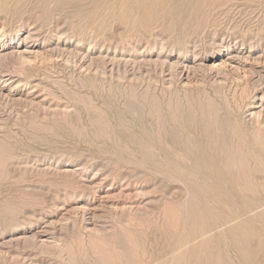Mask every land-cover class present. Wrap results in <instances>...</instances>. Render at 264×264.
<instances>
[{
    "label": "rangeland",
    "instance_id": "rangeland-1",
    "mask_svg": "<svg viewBox=\"0 0 264 264\" xmlns=\"http://www.w3.org/2000/svg\"><path fill=\"white\" fill-rule=\"evenodd\" d=\"M18 1L0 0V50L32 31L0 58V264H264V0ZM173 93L194 115L190 141L154 114ZM169 127L164 145L188 159L172 153L161 173L139 151Z\"/></svg>",
    "mask_w": 264,
    "mask_h": 264
},
{
    "label": "bare ground",
    "instance_id": "bare-ground-1",
    "mask_svg": "<svg viewBox=\"0 0 264 264\" xmlns=\"http://www.w3.org/2000/svg\"><path fill=\"white\" fill-rule=\"evenodd\" d=\"M20 1V0H19ZM18 1V2H19ZM162 1V0H161ZM197 1V0H196ZM206 1V0H205ZM214 1V0H213ZM218 1V0H217ZM219 1H221V0H219ZM153 2V1H152ZM163 2V1H162ZM212 2V0L210 1V3ZM214 2H216V1H214ZM5 3H6V1H5ZM4 3V4H5ZM8 3V2H7ZM154 3V2H153ZM169 3H170V1H169ZM203 3V2H202ZM219 4H222L221 2H218ZM40 4V3H39ZM57 4V3H56ZM123 4V3H122ZM121 4V6L123 7V5ZM204 4V3H203ZM201 5L200 6V9H202L203 7H204V5ZM213 4V3H212ZM215 4V3H214ZM5 5H8V4H5ZM17 5V4H16ZM52 5V4H51ZM223 5V4H222ZM2 5H0V7H1ZM140 5L139 4H137V7H139ZM203 6V7H202ZM220 6V5H219ZM51 7V6H50ZM55 7V6H54ZM125 7V6H124ZM145 7V6H144ZM148 7H150V5L148 6ZM157 7V6H156ZM170 7H171V5H170ZM210 7V6H209ZM221 7V6H220ZM8 8V7H7ZM56 8V7H55ZM117 8V7H116ZM126 8V7H125ZM166 8V7H165ZM164 8V9H165ZM215 8V7H214ZM121 9V8H120ZM123 9V8H122ZM146 9V8H145ZM188 9V8H187ZM206 9V8H205ZM204 8H203V11L205 10ZM49 10V9H48ZM51 10V9H50ZM98 10V9H97ZM107 10V9H106ZM116 10V9H115ZM148 10H149V8H148ZM210 10V9H209ZM2 11V10H1ZM0 11V12H1ZM147 11V10H146ZM157 11V10H156ZM155 11V12H156ZM206 11H208V9H206ZM8 12V11H7ZM159 12V11H158ZM163 12V11H162ZM201 12H202V10H201ZM200 12V13H201ZM123 13H126V11L124 12V9H123ZM206 13H208V12H205V13H202V15L203 14H205L206 15ZM157 14V13H156ZM156 14H154V15H156ZM211 14V13H210ZM15 15V14H14ZM50 15V14H49ZM128 15V14H127ZM160 15V14H159ZM11 16V15H10ZM56 16V15H55ZM135 16H136V14H135ZM148 16H149V14H148ZM156 16H158V14L156 15ZM156 16H154V18L156 17ZM208 16V15H207ZM206 16V17H207ZM21 17V16H20ZM125 17V19H127L126 18V15L124 16ZM123 17V18H124ZM129 17V16H128ZM134 17V16H133ZM137 17H140V16H137ZM202 17L204 18L205 16H201V19H202ZM122 18V17H121ZM200 18V17H199ZM1 19V18H0ZM8 19V18H7ZM20 19V18H19ZM22 19V18H21ZM26 19V18H25ZM151 19V18H150ZM198 19V18H197ZM124 20V19H123ZM122 20V21H123ZM139 20H140V18H139ZM144 20V19H143ZM142 20V21H143ZM156 20V19H155ZM205 20H206V18H205ZM24 21V20H23ZM27 21H29V20H27ZM121 21V20H120ZM132 22H133V19L131 20ZM200 20H198L197 22H199ZM32 22V21H31ZM39 22V21H38ZM132 22H130V23H132ZM138 21L136 20V23H137ZM144 22V21H143ZM143 22H140V24H142ZM3 23V22H2ZM9 23V22H8ZM120 23V22H119ZM126 23H128V22H126ZM134 23V22H133ZM146 23L147 22H145V24L144 25H146ZM158 23V22H157ZM7 24V23H6ZM18 24V23H17ZM20 24V23H19ZM122 24H124V23H122ZM139 24V23H138ZM142 24V25H143ZM151 24V23H150ZM168 24H169V22H168ZM186 24V23H185ZM197 24V23H196ZM199 24V23H198ZM28 25H30V24H28ZM21 26H23L22 24H21ZM24 26H26V25H24ZM31 26V25H30ZM99 26H100V24H99ZM124 26V25H123ZM136 26H138V25H136ZM155 26V25H154ZM171 26V25H170ZM169 26V27H170ZM125 27V26H124ZM130 27H132V25L130 26ZM145 27V26H144ZM185 27V26H184ZM46 28V27H45ZM134 28V27H133ZM133 28H132V30H133ZM146 30H150L151 28L153 29V27H151L150 29H148L147 28V25H146ZM145 28L143 29V30H145ZM162 28V27H161ZM171 28V27H170ZM129 29V28H128ZM172 29V28H171ZM134 30L136 31V29L134 28ZM134 30H133V32H134ZM141 30V29H140ZM143 30H141V31H143ZM194 30V29H193ZM195 30H197V29H195ZM140 31V32H141ZM183 31H184V29H183ZM19 32V31H18ZM32 32V31H31ZM30 32V30L28 29V30H26V34L24 35V36H22V35H18V33H15V34H12V35H9V40H11L6 46L4 45V44H2V46H4L1 50H0V58L2 57H5V56H7V55H9L11 52H13V49L12 48H14V46H11L10 44H11V42H13L14 40H17V41H21L22 43H27L28 41H27V39L29 40V38L32 36V33ZM140 32H139V34H140ZM165 32V31H164ZM181 32H182V30H181ZM2 33H4V32H2ZM132 33V32H131ZM130 33V34H131ZM136 33V32H135ZM147 34V33H146ZM149 34H150V32H149ZM182 34H183V32H182ZM119 35V34H118ZM121 35V34H120ZM141 35H142V33H141ZM4 35L3 34H0V37L3 39L4 37H3ZM122 36V35H121ZM126 36V35H125ZM124 36V37H125ZM139 36V35H138ZM144 36V35H143ZM16 38V39H15ZM138 37H136V39H137ZM153 39V38H152ZM13 40V41H12ZM117 40V39H116ZM120 40V39H119ZM118 40V41H119ZM27 41V42H26ZM154 41V40H153ZM122 42V41H121ZM132 42V41H131ZM15 43V42H14ZM123 43V42H122ZM140 43V42H139ZM121 44V43H120ZM127 44H129V43H127ZM146 44V43H145ZM124 45V44H123ZM134 45V44H133ZM135 46V45H134ZM181 46H182V44H181ZM16 47V46H15ZM11 49V50H10ZM130 50V49H129ZM179 50V49H178ZM181 50V49H180ZM183 50V49H182ZM181 50V51H182ZM158 55V54H157ZM185 59V58H184ZM184 59H182L183 61H187L188 59H186V60H184ZM181 60V61H182ZM199 60V59H198ZM191 61H194V60H191ZM196 61V60H195ZM182 63H185V62H182ZM188 64V63H187ZM185 65V64H184ZM189 65V64H188ZM191 65H192V63H191ZM203 65V64H202ZM188 67V66H187ZM186 67V68H187ZM190 67V66H189ZM200 67V66H199ZM191 69H196V68H193L192 66L190 67ZM261 70V69H260ZM183 72V71H182ZM259 74H260V71H259ZM261 76V75H260ZM90 77V76H89ZM82 81V80H81ZM84 81V80H83ZM94 81V80H93ZM92 81V82H93ZM85 83H86V81H85ZM80 84H82V82L80 83ZM91 84V83H90ZM94 85V84H93ZM68 86V85H67ZM112 86V85H111ZM90 87V86H89ZM117 87H118V85H117ZM121 88V87H120ZM109 89H110V87H109ZM117 89H119V88H117ZM116 89V90H117ZM103 91V90H102ZM108 91V90H107ZM135 91V90H134ZM134 91L133 90H129L127 93H126V95H125V97L127 96V99H128V102H129V104H130V102H131V108H132V118H133V120L134 121H136L137 119H138V116H136L137 114H136V107H139L136 103L138 102L137 101V99L135 98V96H136V93H135V95H134ZM175 91V90H174ZM113 92H115V90L113 89ZM125 92H126V89H125ZM147 94V92H144V94ZM178 93H179V91H178ZM74 94V93H73ZM118 94H120V93H118ZM143 94V95H144ZM187 94V93H186ZM185 94V95H186ZM169 95H170V93H169ZM168 95V96H169ZM188 95V94H187ZM203 95H205V94H203ZM122 96V95H121ZM140 96V95H139ZM180 96V95H179ZM179 96H178V94H174L173 93V96H171L170 98H168L169 99V102L167 103V105L165 104V106H167V109H166V111H164V109L162 110V109H155V110H157L158 112H154V114L156 113H158L157 115L158 116H160L161 117V119H162V124L163 125H170L171 127H174L175 128V131H177L178 130V132L175 134V137H177V136H180L181 138H188V139H186V140H188V141H190V138H192L193 139V136H194V134H193V130H192V127H191V122H190V119H193V117H194V115H193V113H192V111L189 109V111H188V113L186 114V116H182V115H184L185 113H186V111H184V110H181V112L179 111V104H181V99L182 98H179ZM244 96H246V94L244 95ZM264 96V95H263ZM79 97V96H78ZM111 97V96H110ZM116 97H117V95H116ZM123 97V96H122ZM142 97H145V96H142ZM206 97H207V95H206ZM209 97V96H208ZM243 97V96H242ZM150 98V97H149ZM165 98V97H164ZM203 98V97H202ZM75 99V98H74ZM125 99V98H124ZM140 99V98H139ZM144 99V98H143ZM185 99H186V97H185ZM76 100V99H75ZM121 100V99H120ZM131 100H133L134 102H132ZM159 100H161V99H159ZM206 101L208 100V98L207 99H205ZM212 100V99H211ZM79 101V100H78ZM189 101V100H188ZM201 101V100H200ZM205 101V102H206ZM210 101V100H209ZM119 102V101H118ZM150 102H151V100H150ZM180 102V103H179ZM189 102H191V101H189ZM187 103V102H186ZM201 103V102H200ZM203 103V102H202ZM207 103V102H206ZM249 103H251L250 101L249 102H246V104H249ZM136 106H135V105ZM147 104H148V102H147ZM191 104V103H190ZM204 104V103H203ZM203 104H200V105H203ZM211 104H212V102H211ZM89 105V104H88ZM149 105V104H148ZM161 105V104H160ZM159 105V106H160ZM215 105H217V103L215 104ZM158 106V105H157ZM210 106V105H209ZM208 106V107H209ZM236 106V105H235ZM144 107V106H143ZM156 107V106H155ZM192 107V106H191ZM211 107H213V105L211 106ZM246 107H247V105H246ZM157 108H159V107H157ZM165 108V107H164ZM193 108V107H192ZM199 108V107H198ZM201 109H202V106L200 107ZM207 108V107H206ZM151 109V108H150ZM184 109V108H183ZM205 109V108H204ZM212 109V108H211ZM215 109H216V107H215ZM155 110H152V111H155ZM193 110V109H192ZM209 110V109H208ZM214 110V109H213ZM148 111V110H147ZM151 111V110H150ZM149 111V112H150ZM194 111V110H193ZM204 111V110H203ZM216 111V110H215ZM207 112H209V111H207ZM212 112V111H211ZM217 112V111H216ZM216 112H215V114H216ZM152 114H153V112H151ZM151 113H149V114H151ZM196 113V112H195ZM201 113V112H200ZM155 114V115H156ZM213 114V113H212ZM139 115V114H138ZM166 115H168L169 116V118H166ZM196 115V114H195ZM201 115V114H200ZM202 115H203V113H202ZM209 114H207V116H208ZM211 115V114H210ZM167 116V117H168ZM204 116V115H203ZM212 116V115H211ZM260 116V114H258V113H256V118L257 117H259ZM100 117H102V115L100 116ZM152 117H154V116H152ZM186 117V118H185ZM152 119V118H151ZM204 119V118H203ZM210 120H211V118H209ZM214 119V118H213ZM104 120V119H103ZM156 120V119H155ZM157 120H158V117H157ZM214 120H216V119H214ZM97 121V120H96ZM124 121V120H123ZM149 121V120H148ZM159 121V120H158ZM229 121V120H228ZM261 122H262V120H260ZM259 121V119H257V122H254V123H258V125L256 124V125H254L253 126V124H252V126H253V128H252V131H253V142H254V144H256L257 145V147L261 150V152H263L264 153V129H262V128H264V127H262L261 128V126H260V124H261V122ZM188 122H190V124H187L186 125V123H188ZM103 123V122H102ZM153 123V122H152ZM263 123V122H262ZM133 124V123H132ZM236 124H238V123H236ZM98 125H99V123H98ZM100 125H101V122H100ZM104 125H106V124H104ZM162 126V125H161ZM206 126V125H205ZM210 126V125H209ZM101 127H104V126H101ZM138 127V126H137ZM171 127H169V129L167 130V128H165L164 129V131L163 132H161L160 131V133H159V135H157V137H158V139H159V141H160V143H161V148L158 150V151H154V149L152 148V147H143V149H141L142 151H139L140 153H142V158H146L147 156H156V157H159V159H160V161H159V166H160V170H159V172H161V173H163V172H167V171H169V169L170 170H173L174 171V164L171 162L172 161V159H171V157H170V155H173V154H177V155H180V157H181V159L182 160H184L183 159V157L184 156H181V154L183 155V153H181L180 151L179 152H177V148L173 145V143L174 142H169L170 144L168 145H164L165 144V140H167V136L169 135V133H173V128H171ZM109 128V127H108ZM131 128V127H130ZM142 128V127H141ZM157 128H158V126H157ZM156 128V129H157ZM206 128V127H205ZM230 128V127H229ZM232 128H233V126H232ZM250 128V129H251ZM105 129V128H104ZM149 128H148V126H145V127H143L142 128V130L144 131V132H146L147 130H148ZM162 129V128H161ZM160 129V130H161ZM99 131H101V129L99 130ZM136 131V130H135ZM142 131V132H143ZM206 131H207V129H206ZM214 131V130H213ZM240 131V130H239ZM243 131V130H242ZM103 132V131H102ZM220 132V131H219ZM232 132H233V129H232ZM234 132H235V130H234ZM245 132V131H244ZM96 133H97V131H96ZM101 133V132H100ZM106 133H107V131H106ZM154 133V132H153ZM103 134V137H104V134L105 133H102ZM102 134H101V136H102ZM149 134V133H148ZM216 134V133H215ZM235 134V133H234ZM252 134V133H251ZM106 135V134H105ZM114 135V134H113ZM139 135V134H138ZM137 135V136H138ZM242 135V134H241ZM247 135V134H246ZM97 136V135H96ZM109 137H110V134L108 135ZM234 136V135H233ZM141 137H145V135L144 136H141ZM238 137V136H237ZM136 138V137H135ZM148 138V137H147ZM109 139V138H108ZM111 139H112V137H111ZM111 139H109V140H111ZM212 139V138H211ZM214 139V138H213ZM233 139H234V137H233ZM237 139V138H236ZM144 140V139H143ZM231 140V139H230ZM115 141V140H114ZM168 141V140H167ZM243 141H244V139H243ZM246 141V140H245ZM182 142H183V140H182ZM214 142V141H213ZM216 142V141H215ZM231 142V141H230ZM111 143H112V141H111ZM167 143V142H166ZM114 144V143H113ZM125 144V143H124ZM232 144V143H231ZM234 144V143H233ZM233 144L231 145V146H233ZM240 144L241 143H239V146H240ZM188 145V144H187ZM190 145H193L194 146V142H191L190 143ZM226 145V144H225ZM224 145V148L226 147ZM236 145H238L237 144V140H236ZM235 145V146H236ZM127 146V145H126ZM227 146H228V144H227ZM244 146V145H243ZM118 147V146H117ZM236 147H238V146H236ZM241 147H242V145H241ZM113 148V147H112ZM123 148V147H122ZM127 148V147H126ZM5 148H3V150H4ZM130 149V148H129ZM214 149V148H213ZM217 149V148H216ZM230 149V148H229ZM232 149H234V147H232ZM252 149H254L253 147H252ZM231 150V149H230ZM230 150H228V147H227V150L226 151H228V153H229V151ZM237 150V149H236ZM2 150H0V152H1ZM168 151V152H167ZM186 151V150H185ZM222 151V150H221ZM239 151H240V149H239ZM122 152H124V150L122 151ZM219 152V151H218ZM241 152H242V150H241ZM249 152V150L246 148L245 150H244V152H242V154H244V157H245V154H247ZM252 152H253V150H252ZM9 153V152H8ZM173 153V154H172ZM178 153H180V154H178ZM217 153V152H216ZM227 153V154H228ZM237 153V152H236ZM2 154V153H1ZM230 154V153H229ZM234 154V153H233ZM232 154V155H233ZM238 154V153H237ZM5 155V154H4ZM3 155V156H4ZM7 155V154H6ZM9 155V154H8ZM177 155H175V156H177ZM239 155H241L240 153H239ZM259 154L257 153V155L256 156H258ZM11 156V155H10ZM174 156V155H173ZM227 157H228V155H226ZM237 156V155H236ZM242 156V155H241ZM240 156V157H241ZM234 157H235V155H234ZM244 157H243V161L245 160L244 159ZM253 157H255V156H253ZM133 158V157H132ZM174 158V157H173ZM184 158H186V156L184 157ZM238 158V157H237ZM242 158V157H241ZM246 158V157H245ZM260 158V157H259ZM186 159H188V158H186ZM204 159V166H205V168H207V169H209V170H212V168H211V164H210V162H209V160L208 159H206V158H203ZM238 159H240V158H238ZM255 159V158H254ZM228 160H229V157H228ZM231 160H232V157H231ZM230 160V161H231ZM237 160V159H236ZM258 160V162H260V164H261V161L259 160V159H257ZM190 160H188V162H189ZM213 161L215 162V160L213 159ZM213 161H211V162H213ZM238 161H241V160H238ZM1 162H2V160H1ZM226 163H227V160H226ZM229 163H231V162H229ZM241 163V162H240ZM243 163V162H242ZM249 163V161L247 162V164ZM254 163V162H253ZM232 164V163H231ZM246 164V165H247ZM225 165V164H224ZM227 165H229L228 163H227ZM232 165H234V164H232ZM240 165V164H239ZM244 165V164H243ZM179 166H180V164H179ZM238 166V165H237ZM245 166V165H244ZM1 167V166H0ZM182 167V166H181ZM180 167V168H181ZM184 167V166H183ZM233 167H235V166H233ZM246 168H248L249 167V164L247 165V166H245ZM245 167H242V171L244 170V168ZM261 167V166H260ZM231 168V167H230ZM236 168H238V167H236ZM235 168V169H236ZM241 168V167H240ZM232 169V168H231ZM234 169V170H235ZM251 169H253V168H251L250 167V170ZM163 170V171H162ZM193 170V169H192ZM238 170V169H237ZM240 170V169H239ZM238 170V171H239ZM246 171H247V169H245ZM245 170H244V172H243V174H246L245 173ZM248 170H249V168H248ZM256 170V169H255ZM252 171V170H251ZM250 171V172H251ZM197 173H199V171H196ZM202 172V171H201ZM229 172V171H228ZM227 172V173H228ZM240 172V171H239ZM249 172V171H248ZM255 172V171H254ZM258 172V171H257ZM0 173H1V171H0ZM159 174V173H158ZM230 174V173H229ZM243 174H242V172H241V175L243 176ZM248 174H250V173H248ZM248 174H246L247 175V177H248ZM162 175V174H161ZM251 175V174H250ZM254 175V174H253ZM171 176V175H170ZM189 176V175H188ZM162 177V176H161ZM174 177H175V175H174ZM245 177V176H244ZM172 178V177H171ZM240 178H241V176H240ZM249 178V177H248ZM251 178H252V176H251ZM254 178V177H253ZM176 179H177V177H176ZM179 180L181 181V183L182 184H184V182L179 178ZM253 181L255 180V179H252ZM197 181V180H196ZM241 181V180H240ZM243 181L245 182V183H248V182H252L251 181V179H250V181L248 180L247 182L243 179ZM258 181V183L256 182V184H261V186L264 188V186H263V184H264V181H262V180H257ZM78 182V181H77ZM219 182H221V184L220 185H223V184H225V186L227 185V184H229L230 183V181L227 179V178H220V181ZM253 183V182H252ZM255 184V185H256ZM236 185H237V183H236ZM254 184H253V187L255 186ZM183 186H185V189L187 188L186 186L187 185H183ZM238 186V185H237ZM252 186V185H251ZM78 187V186H77ZM244 188H245V184H244V186H243ZM248 187V186H247ZM246 187V188H247ZM258 187V186H257ZM239 188H240V186H239ZM249 189V191L250 190H253V189H251V188H248ZM186 190H188V189H186ZM240 190H241V188H240ZM248 191V190H247ZM248 191V192H249ZM188 192V191H187ZM188 193H190V192H188ZM192 193H194V192H192ZM218 193V192H217ZM221 194V193H220ZM187 195V194H186ZM107 196V195H106ZM188 197V196H187ZM187 199V198H186ZM211 203V202H210ZM212 204V203H211ZM214 204V203H213ZM215 204L213 205V208L215 209ZM227 209H228V207H226ZM226 208H225V210H226ZM238 208V207H237ZM259 209V208H258ZM261 209V208H260ZM193 210V209H192ZM218 210H219V208H218ZM257 210V209H256ZM173 211V210H172ZM177 211V210H176ZM180 211V210H179ZM211 211H213V210H211ZM252 211H254V208H250L249 209V211L248 212H252ZM171 212V211H170ZM192 212V211H191ZM214 212V211H213ZM230 212V211H229ZM237 212H238V210H237ZM165 213V212H164ZM198 213V212H197ZM212 213V212H211ZM217 213V212H216ZM177 214V213H176ZM195 214V213H194ZM227 214V213H226ZM215 215V214H214ZM230 215H231V212H230ZM178 217V216H177ZM199 217V216H198ZM237 217V216H236ZM243 217V216H242ZM225 218V217H224ZM224 218L222 219V220H224ZM228 218V217H227ZM256 218V217H255ZM175 219V218H174ZM203 219V218H202ZM209 219V218H208ZM13 220H14V218H13ZM173 220V219H172ZM172 220H171V222H172ZM221 220V221H222ZM9 221V220H8ZM17 221V220H16ZM175 221V220H174ZM209 221V220H208ZM234 221V220H233ZM4 222V221H3ZM220 221H217L216 223H219ZM228 221H226V222H224V223H227ZM221 223V222H220ZM223 223V224H224ZM230 223V222H229ZM13 224V223H12ZM11 224V225H12ZM176 225H177V223H176ZM194 225H196L195 223H194ZM13 226V225H12ZM175 226V225H174ZM220 226V224H218V225H216V227H219ZM15 227V226H14ZM223 227V226H222ZM221 227V228H222ZM8 228H9V226H8ZM194 228H196V226L194 227ZM193 228V229H194ZM220 228V227H219ZM202 229V228H201ZM175 230V229H174ZM211 230H212V228H210V229H208V230H205V231H202L203 233H202V235L205 237V239H206V236L208 235V233L209 234H211L210 232H211ZM222 230H223V228H222ZM237 230V229H236ZM11 231V230H10ZM239 231V230H238ZM259 231V230H258ZM201 232V231H200ZM197 233V232H196ZM260 233V232H259ZM258 233V234H259ZM191 234L193 235V233L191 232ZM255 235V234H254ZM25 237L27 236V235H24ZM196 234H195V236H194V238H196ZM204 237H202V238H204ZM259 237H261V236H259ZM24 238V237H23ZM189 239H190V237H188ZM200 238V237H199ZM128 239V238H127ZM156 239V238H155ZM201 239V238H200ZM204 239V240H205ZM216 239V238H215ZM33 240V239H32ZM129 240V239H128ZM186 240H187V238H186ZM197 241L198 239H194V241ZM189 241V240H188ZM196 241H195V243H196ZM207 240H205V242H206ZM31 242H33V241H31ZM126 242V241H125ZM202 242L204 243V241H201V243L199 244V246H202ZM127 243V242H126ZM194 244V243H193ZM219 244V243H218ZM239 244H240V242H239ZM134 245H135V243H134ZM182 245H189V243L187 244H182ZM204 245V244H203ZM132 246V245H131ZM246 246H247V244H246ZM197 247V246H196ZM206 247V249H207V247H208V245H206L205 246ZM136 248V247H135ZM182 248H184L183 246H182ZM194 248H195V245H194ZM199 248V250H198V252H201L202 251V249L200 248V247H198ZM180 249V248H179ZM184 249H188L189 250V247H187V248H184ZM201 250V251H200ZM203 251H205V249L203 250ZM202 251V252H203ZM261 251V250H260ZM136 252V251H135ZM197 252V253H198ZM205 252H207V250L205 251ZM204 252V253H205ZM209 252V251H208ZM207 252V253H208ZM142 253H144V252H142ZM173 253H176V251H174ZM185 253V252H184ZM212 253V252H211ZM145 254V253H144ZM143 254V255H144ZM189 254V253H188ZM199 254V253H198ZM202 254V253H201ZM111 255V254H110ZM142 255V256H143ZM174 255V254H173ZM178 256H179V254H177ZM208 255H210V253H208ZM145 256V255H144ZM143 256V257H144ZM183 256V255H182ZM199 256V255H198ZM201 256H203V255H201ZM218 256V255H217ZM229 256V255H228ZM114 257V256H113ZM137 257V256H136ZM186 257V256H185ZM188 257H189V255H188ZM195 257H196V259H197V254L195 255ZM214 257V256H213ZM176 258V257H175ZM192 258V257H191ZM203 258V257H202ZM207 258V257H206ZM205 257H204V259H206ZM110 259H113L112 257L110 258ZM139 259V258H138ZM141 259V258H140ZM199 259H200V257H199ZM209 259V258H208ZM216 259V258H215ZM229 259V258H228ZM142 260V259H141ZM160 260V259H159ZM189 260V259H188ZM181 261H183L182 259H181ZM186 261V260H185ZM195 261V260H194ZM200 261V260H199ZM204 261H206V260H204ZM211 261V260H210ZM213 261V260H212ZM222 261V260H221ZM220 261V262H221ZM251 261V260H250ZM156 262H157V260H156ZM160 263H161V261H159ZM196 262V261H195ZM140 263V262H139ZM147 263V262H146ZM171 263V262H170ZM194 263V262H193ZM199 263H201V262H199ZM204 263H210V262H204ZM133 264H134V262H133ZM138 264V263H137ZM148 264V263H147ZM202 264V263H201ZM254 264V263H253Z\"/></svg>",
    "mask_w": 264,
    "mask_h": 264
}]
</instances>
